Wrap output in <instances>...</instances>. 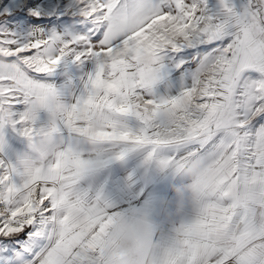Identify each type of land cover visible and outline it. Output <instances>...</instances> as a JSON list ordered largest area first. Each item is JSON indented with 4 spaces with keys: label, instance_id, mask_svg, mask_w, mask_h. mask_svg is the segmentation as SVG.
<instances>
[{
    "label": "snow or ice",
    "instance_id": "6c2138e0",
    "mask_svg": "<svg viewBox=\"0 0 264 264\" xmlns=\"http://www.w3.org/2000/svg\"><path fill=\"white\" fill-rule=\"evenodd\" d=\"M74 9L84 35L0 32V264H76L98 251L119 213L89 200L80 181L100 157L139 148L166 153L163 164L190 170L202 189L157 244L160 264H264V0H217L215 10L209 0H74ZM185 48L200 50L191 85L159 94L161 53ZM69 57L96 70L66 105L47 77ZM6 129L30 151L9 158Z\"/></svg>",
    "mask_w": 264,
    "mask_h": 264
},
{
    "label": "crops",
    "instance_id": "0c3cea01",
    "mask_svg": "<svg viewBox=\"0 0 264 264\" xmlns=\"http://www.w3.org/2000/svg\"><path fill=\"white\" fill-rule=\"evenodd\" d=\"M243 2L244 0H236L238 6ZM216 6L217 0H209L210 9L215 10ZM192 59L172 56L161 62V81L157 84L159 94L167 92L177 95L191 85L192 75L197 67L196 60ZM135 126L136 124L133 127ZM6 138L9 146L10 141L14 140V134L8 129ZM149 150L139 148L128 151L120 159L100 157L106 163L94 168V178L101 181H95L94 188L88 190L86 196L119 214L134 211L147 213L158 225L154 230V240L159 244L171 237L175 226L190 210L186 206L183 213L177 214L173 187L190 183L191 177L171 166H165L163 161L167 158L166 153L159 152L149 158ZM164 200L171 201L167 213L161 210Z\"/></svg>",
    "mask_w": 264,
    "mask_h": 264
},
{
    "label": "rangeland",
    "instance_id": "374dc122",
    "mask_svg": "<svg viewBox=\"0 0 264 264\" xmlns=\"http://www.w3.org/2000/svg\"><path fill=\"white\" fill-rule=\"evenodd\" d=\"M37 11L40 13L38 17L33 14ZM87 30V23L75 12L74 0H0V32L14 33L22 40L28 39L36 32L57 33L75 37L86 34ZM199 51V49L191 48L176 52L166 50L161 53L160 63L172 58V56L192 57V60H195ZM95 70L96 63L94 60L73 62L72 57H69L47 77V82L56 88L60 94V100L64 104L70 105L76 98L85 93L88 78ZM158 89L159 85L156 86L157 92H159ZM47 117L46 112L40 113L42 123L47 121ZM129 123L134 126L136 121L131 118ZM8 131L12 132L11 129ZM12 133L14 140L10 141L11 143L6 146L5 151L9 158L14 160L18 154L28 152L30 149L26 140L16 133ZM8 137L10 139V135ZM94 173L95 169L93 168L80 181V188L85 194L94 188L95 181H101L95 180ZM89 193H93V191H89Z\"/></svg>",
    "mask_w": 264,
    "mask_h": 264
},
{
    "label": "clouds",
    "instance_id": "9594fccd",
    "mask_svg": "<svg viewBox=\"0 0 264 264\" xmlns=\"http://www.w3.org/2000/svg\"><path fill=\"white\" fill-rule=\"evenodd\" d=\"M164 112L166 121L175 124L178 114L167 106ZM99 123L96 122L97 126ZM185 171L191 176L190 170ZM201 190L194 179L186 185L174 186L177 214L183 213L186 206L197 200ZM170 203L169 200L162 201L163 213H167ZM157 227L147 213L119 214L114 217L99 250L78 256L76 264H160L158 245L154 240Z\"/></svg>",
    "mask_w": 264,
    "mask_h": 264
}]
</instances>
